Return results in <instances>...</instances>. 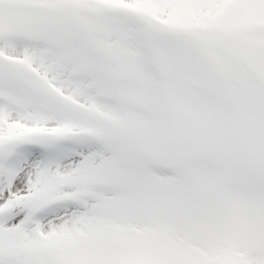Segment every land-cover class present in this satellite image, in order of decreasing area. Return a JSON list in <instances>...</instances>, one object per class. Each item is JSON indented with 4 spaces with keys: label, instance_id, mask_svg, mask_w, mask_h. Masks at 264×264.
Listing matches in <instances>:
<instances>
[{
    "label": "snow or ice",
    "instance_id": "6c2138e0",
    "mask_svg": "<svg viewBox=\"0 0 264 264\" xmlns=\"http://www.w3.org/2000/svg\"><path fill=\"white\" fill-rule=\"evenodd\" d=\"M0 264H264V0H0Z\"/></svg>",
    "mask_w": 264,
    "mask_h": 264
}]
</instances>
